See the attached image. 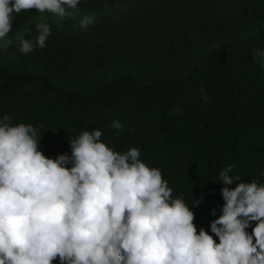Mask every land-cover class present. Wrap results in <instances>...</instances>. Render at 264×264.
I'll use <instances>...</instances> for the list:
<instances>
[{
    "label": "trees",
    "instance_id": "obj_1",
    "mask_svg": "<svg viewBox=\"0 0 264 264\" xmlns=\"http://www.w3.org/2000/svg\"><path fill=\"white\" fill-rule=\"evenodd\" d=\"M90 7L110 14L87 30L35 9L13 14L0 38V116L36 127L48 158L70 156L85 130L100 129L117 152L138 148L193 211L197 230L219 243L210 231L224 204L219 172L235 165L241 180L230 188L264 184V67L251 55L264 48V0H80L75 10ZM36 20L51 35L23 54L20 40L35 44L37 33L21 29Z\"/></svg>",
    "mask_w": 264,
    "mask_h": 264
},
{
    "label": "clouds",
    "instance_id": "obj_2",
    "mask_svg": "<svg viewBox=\"0 0 264 264\" xmlns=\"http://www.w3.org/2000/svg\"><path fill=\"white\" fill-rule=\"evenodd\" d=\"M79 3L0 0V38L22 10L64 18ZM91 24L87 17L79 22L82 30ZM36 33L35 44L20 40L23 54L46 47L50 25L37 24ZM251 55L264 67V48ZM200 93L210 102L203 87ZM11 121L0 116V264H52L57 257L59 264H264V184L252 179L230 188L241 180L232 175L235 165L219 172L224 204L210 222L216 243L203 227L197 230L193 211L173 198L162 171L142 162L138 148L117 152L94 129L70 141V156L48 158L38 150L37 128ZM113 127L124 126L114 121Z\"/></svg>",
    "mask_w": 264,
    "mask_h": 264
},
{
    "label": "rangeland",
    "instance_id": "obj_3",
    "mask_svg": "<svg viewBox=\"0 0 264 264\" xmlns=\"http://www.w3.org/2000/svg\"><path fill=\"white\" fill-rule=\"evenodd\" d=\"M129 3H126L125 5H123V7H121V9H125L128 7ZM108 14H110V10L107 8H102V7H90V8H86V9H79V10H75L72 11V16L71 17H64L61 18L63 21L68 22V23H79L82 19L84 18H90V19H96V18H103L106 17ZM37 20L32 22V23H28L27 25H25L22 29H21V35H25L28 31H30L34 26H36L37 24ZM58 259V257H57ZM56 261V260H54Z\"/></svg>",
    "mask_w": 264,
    "mask_h": 264
}]
</instances>
